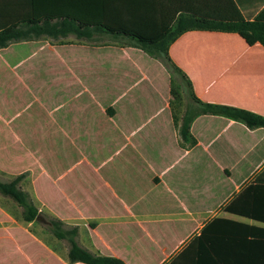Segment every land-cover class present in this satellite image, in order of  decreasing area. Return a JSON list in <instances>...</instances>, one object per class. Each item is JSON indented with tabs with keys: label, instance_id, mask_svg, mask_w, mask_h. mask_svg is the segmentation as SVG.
Here are the masks:
<instances>
[{
	"label": "crops",
	"instance_id": "crops-1",
	"mask_svg": "<svg viewBox=\"0 0 264 264\" xmlns=\"http://www.w3.org/2000/svg\"><path fill=\"white\" fill-rule=\"evenodd\" d=\"M232 1L244 20L264 9ZM167 55L186 94L123 37L0 48V182L29 202L0 192V264H87L70 258L72 245L124 264L254 258L264 222L226 207L264 215V128L199 103L264 117V48L192 30Z\"/></svg>",
	"mask_w": 264,
	"mask_h": 264
},
{
	"label": "trees",
	"instance_id": "trees-1",
	"mask_svg": "<svg viewBox=\"0 0 264 264\" xmlns=\"http://www.w3.org/2000/svg\"><path fill=\"white\" fill-rule=\"evenodd\" d=\"M192 30L236 33L246 44L259 43L264 48V9L248 21L242 19L232 0H0V48L12 41L42 35L90 39L104 34L127 38L131 45L152 53L181 74L171 63L167 50L178 36ZM187 85L190 87L188 82ZM199 105L206 114L240 121L250 129L264 128V117L246 110ZM189 123L190 118L183 121L182 136L187 135ZM253 188L248 187L246 193ZM0 192L22 206L29 204L15 181L0 182ZM226 211L264 222L262 213L251 212L247 206L239 210L230 206ZM257 236L256 254L245 261L249 264H264V230L259 229ZM70 258L87 264H124L111 257H92L75 245Z\"/></svg>",
	"mask_w": 264,
	"mask_h": 264
},
{
	"label": "rangeland",
	"instance_id": "rangeland-1",
	"mask_svg": "<svg viewBox=\"0 0 264 264\" xmlns=\"http://www.w3.org/2000/svg\"><path fill=\"white\" fill-rule=\"evenodd\" d=\"M126 41H128L127 38H125ZM143 51V50H142ZM144 53H146V55L149 57V58H152L154 59L156 62H161L162 65H163V68H164V74L166 73L167 75H170L173 77V81L176 80V78H178V76L176 75V72H174L166 63L164 60H159L157 57H155L152 53H148L146 51H143ZM177 85H180L181 86V89L179 90V87H178V93L180 92V94H186L187 90L185 88V86L182 85V82L181 80L178 78V84L176 82V86ZM186 97V96H185Z\"/></svg>",
	"mask_w": 264,
	"mask_h": 264
}]
</instances>
